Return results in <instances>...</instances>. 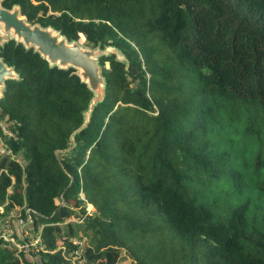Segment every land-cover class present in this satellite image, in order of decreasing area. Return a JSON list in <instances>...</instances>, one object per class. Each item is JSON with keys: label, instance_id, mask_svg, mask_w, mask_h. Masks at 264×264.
<instances>
[{"label": "trees", "instance_id": "trees-1", "mask_svg": "<svg viewBox=\"0 0 264 264\" xmlns=\"http://www.w3.org/2000/svg\"><path fill=\"white\" fill-rule=\"evenodd\" d=\"M97 58L105 95L14 39L0 96V264H264V0H1ZM87 205L92 210L87 213ZM30 215L31 222H27ZM76 217V218H75ZM27 230V231H26ZM37 237L36 252L29 240ZM42 246V248H41ZM120 264V263H118Z\"/></svg>", "mask_w": 264, "mask_h": 264}, {"label": "water", "instance_id": "water-1", "mask_svg": "<svg viewBox=\"0 0 264 264\" xmlns=\"http://www.w3.org/2000/svg\"><path fill=\"white\" fill-rule=\"evenodd\" d=\"M10 39H14L16 43L21 42L25 48L33 47V50L50 66L73 67L77 70V75L86 83L92 92V97L84 111L82 124L73 134L85 127L95 104L101 102L105 95V80L97 58L113 51L119 55L118 50L112 46L89 48L77 40L69 42L65 36L60 35L59 31L50 26L43 27L38 23L28 22L21 14L18 5L8 9L1 5L0 0V45ZM16 78L18 73L14 71V67L8 66L0 57V96L5 81Z\"/></svg>", "mask_w": 264, "mask_h": 264}, {"label": "built area", "instance_id": "built-area-1", "mask_svg": "<svg viewBox=\"0 0 264 264\" xmlns=\"http://www.w3.org/2000/svg\"><path fill=\"white\" fill-rule=\"evenodd\" d=\"M0 129L2 130V132L4 134L7 135H11L13 136L12 132L6 128L5 124L0 121ZM0 155H8L10 157H13V154L11 152V149L8 148L5 144L2 143V141H0ZM92 209H90V207H87V213H90ZM27 222H31L32 218L30 217V215L27 217ZM22 220L19 218L17 219L16 222V229L18 230L19 233H22ZM12 234V229L10 226V218H6L4 220V224L1 227V237H3L4 239L10 240L11 242H13L19 249H24L25 251H28V244H22L21 246H19L15 241L14 238L11 236ZM68 241L74 246L73 249L68 250L66 249L64 246L61 247V252L63 257L69 261L71 264H83V258L81 257V252L82 249L85 245V238H78L76 236H71L69 238H67ZM42 248V246H41Z\"/></svg>", "mask_w": 264, "mask_h": 264}, {"label": "rangeland", "instance_id": "rangeland-1", "mask_svg": "<svg viewBox=\"0 0 264 264\" xmlns=\"http://www.w3.org/2000/svg\"><path fill=\"white\" fill-rule=\"evenodd\" d=\"M9 36H10V34H9ZM80 43H83L84 42V37L83 36H80ZM2 143L4 144V142H3V140H2ZM87 207H90L89 205H87L86 206V208ZM90 209H92L91 207H90ZM19 216V210H15V211H12L11 213H10V215H9V218H10V220L13 222L14 220H16L17 219V217ZM76 218V217H75ZM12 227V226H11ZM12 229V228H11ZM27 231V230H26ZM24 236L25 235H29L28 234V232H25V229L23 230V233H22ZM15 242L19 245V246H21L22 244H21V242H19L16 238H15ZM29 251H31V252H33V253H35L36 251V247H37V237H35V238H32V239H30L29 240ZM16 248H17V250H19V248L16 246ZM116 261H117V264L118 263H120V264H130V262H129V260H128V258H127V255L123 252V251H121L120 252V254H119V257H117V254H116Z\"/></svg>", "mask_w": 264, "mask_h": 264}, {"label": "crops", "instance_id": "crops-1", "mask_svg": "<svg viewBox=\"0 0 264 264\" xmlns=\"http://www.w3.org/2000/svg\"><path fill=\"white\" fill-rule=\"evenodd\" d=\"M91 207V205H89ZM92 208V207H91Z\"/></svg>", "mask_w": 264, "mask_h": 264}]
</instances>
